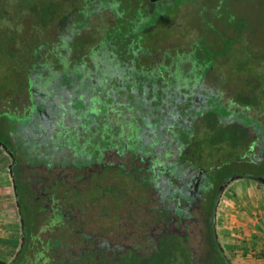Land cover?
Masks as SVG:
<instances>
[{
	"label": "rangeland",
	"instance_id": "1",
	"mask_svg": "<svg viewBox=\"0 0 264 264\" xmlns=\"http://www.w3.org/2000/svg\"><path fill=\"white\" fill-rule=\"evenodd\" d=\"M140 1L119 0L120 3L114 7L117 14L115 17L109 7L99 2V10L104 12L100 16H95L93 20L94 25L99 26L97 34L101 35V45L105 47L110 40L109 37L113 35L120 38L116 46L120 52L122 48L132 43L134 52H144L151 56L146 58L143 55L141 62L145 66L154 65V69L152 68L154 74L157 72V67L158 71H164L160 68L163 66L167 68L169 73L167 77L171 83H180L185 86L192 81L200 83L205 76L206 69L211 67L204 79V87L213 88L218 96L221 94L223 102L231 109V116L227 117L226 123H223L222 133H218L217 129L220 126L211 123L212 121L204 122L199 119L201 123L195 142L196 147L201 149L200 141L206 131L211 132L216 138H209L210 144L214 147L211 148V155H207L206 152L200 157L198 154L201 150L197 152L196 149H193V154H196L198 161H203L204 158H208L211 163L215 161L214 165L211 164L212 169H209L213 173L212 176L218 173L230 179L238 178L237 175L244 176L242 174L249 176L258 169L259 164L253 161L252 156L248 155L249 152L245 154L244 150L249 149L250 136L248 135L250 132L246 134L245 129L241 130L239 125L243 122L249 123L251 120L236 119L235 113L243 110L249 117L259 118L264 123V115L261 114V111L264 112V0H161L153 5L149 0H145L146 6L143 8ZM80 3L82 0H0V34L4 35L5 40L0 49V130L2 132L0 138L8 143L11 139L13 140L16 148H13L14 153H12L15 154L16 159L17 152L21 155L22 177L26 173L33 177L42 173L47 178L40 184L45 193L40 200L47 198L49 202L51 201L49 204L53 208L49 206L47 209L52 208L49 212L39 200L32 208L36 214L34 217L39 216L37 218L40 220L41 228L56 227L55 224L60 222L59 217L63 218L62 215L54 212L58 204L67 211L64 214L69 217L73 216L70 207L76 209L77 219L84 216L83 218L88 223L84 230L86 234L93 233L102 239L110 237L112 230L122 231V235L127 239L130 238L127 241L128 244L138 243L139 248L137 249L144 252L138 256L134 253L122 255V260L124 259L126 264H215L211 260L214 256L208 243L205 216L202 218L198 212H193L192 218L196 216L199 223L195 221L192 223L190 219L186 223L189 228L184 229L187 230L186 235L189 237L187 242L184 238L188 251H185L184 244L175 241V237L171 234L162 239L164 243L172 239L168 244L172 242L173 244L167 253L164 249L160 250L161 244L155 253H149L143 247L141 248V246H148L149 221L146 216L148 212H154L157 204L156 200L151 197L154 193L152 186L154 185L157 192L162 188L167 190L165 183L167 185V179L171 177H167L169 175L167 168L178 161L176 149L164 145L147 146V150H150V153L147 151V156L140 153L137 156H140L139 158L135 157L131 160L129 151L135 155L137 146L133 148L134 145L130 141H135L134 138L138 133V128L140 129V124L137 120L132 121L128 136L122 133L119 135V143L115 144V140H112L113 134L118 133L115 130L108 132L109 127H106V124L110 119L108 118L107 121V118H102L106 116L108 109H100L98 106V109L92 111V105L88 104V98L85 95L93 92H91V82L88 83L91 79L90 73L87 76L85 65L81 71L72 61H69L67 64L69 67L64 73L72 71L71 77L74 81L69 80L68 86L80 91L81 101L85 100L86 103L76 102L72 106L74 103L71 100V106H67L62 101V106H58L61 109L60 112H63H58L61 115L59 120L53 112L46 110L49 107V102H47L49 92L46 93L45 98L37 99L35 94L37 87L33 85L32 79L28 82L27 78L26 86L23 85L27 75L33 71L32 52L31 49L26 50L25 47L16 54L10 53V45H8L10 35L21 37L22 44L26 39L36 41L44 38L43 32L63 17L65 7L70 9ZM74 9L78 14L77 7ZM144 9L148 11L145 20L150 24L142 33L139 30L143 27L140 21L137 23V29H133L134 26L130 23L133 22L132 20H138L139 16L145 17ZM48 11L49 13L53 11L52 16L48 15ZM85 11L88 12V10ZM71 14L72 17L75 16L74 10H71ZM158 17L159 19L153 22ZM71 19L57 24L56 31H53L55 38H60L62 33L70 32L67 25L69 26ZM114 19L115 28L111 30L107 25H111ZM90 31H93V28ZM88 33L89 31L83 34V37L88 39ZM133 33H139V35L132 38ZM130 37L131 42L127 44ZM45 38L50 39L47 35ZM92 42L85 48V52L89 51L94 40ZM25 44L28 46L27 43ZM160 61H164L163 64H160ZM199 88L197 87L196 91ZM53 93L55 92L52 89ZM77 96L76 94V99H78ZM233 97L239 102L238 106L231 104ZM102 98H99L100 101ZM58 100L56 98V102ZM207 104L206 102L205 108ZM84 105L90 106V115L96 114L94 118L90 115L73 120L65 117L66 114L71 115L69 108L73 112L75 108L78 109ZM249 106L263 109L249 110ZM217 111L220 114L226 113L223 109H216L213 112L217 113ZM46 112L50 114L44 115ZM54 120L55 122L58 120V123H51ZM72 121L75 122L73 126L69 125ZM121 121L127 122L124 116L121 117ZM20 125H26L28 128L22 129ZM125 126L122 124L123 128ZM149 127L154 136H158L157 125L150 122ZM109 134L111 136H108ZM166 134L169 135V133ZM147 139L149 141V138ZM157 139L158 137L153 139V142L158 141ZM110 147H115L118 152H115L116 149L108 150L107 148ZM1 149L3 152L0 151V162L1 164L4 160L7 162L6 169L4 168L6 173L7 171L10 173L8 169L11 163V174H13L14 155L12 156L3 146ZM258 149V146H254L252 150L254 158L261 155ZM2 154H5V157ZM135 159H139V162L136 163ZM148 162L149 164L145 165ZM148 167L152 169L149 170ZM70 169L79 170L80 174L76 175V179H70ZM13 175L11 186L8 189L11 201L9 206L12 213L15 212L14 218L21 230L24 227L23 219L17 206L15 194L17 183ZM57 182L59 183L57 187L60 186L58 188L52 186L55 188L54 191L51 189L48 191L49 185ZM70 184L73 188L70 187L69 194L64 188L69 187ZM178 184L175 182L174 187L178 188ZM19 187L21 190L24 189L22 185ZM62 187V191L58 190ZM55 190H58L60 197L63 194L66 199H60L57 203L52 198ZM168 192L171 190L168 189ZM39 193L41 192H35L36 197H32L31 201L38 199ZM46 194H49V198ZM44 211H46V219L42 215ZM132 225L138 232L135 235L128 231V228L132 230L128 227ZM70 229L77 230L78 228L71 225ZM21 232L23 243V230ZM48 235L43 234L44 238ZM79 238L84 239V234H80ZM219 245L222 252L226 254L224 244ZM21 246L14 248L8 256L2 253L1 255L8 262L12 261L18 255ZM188 256L190 259L187 260Z\"/></svg>",
	"mask_w": 264,
	"mask_h": 264
},
{
	"label": "trees",
	"instance_id": "2",
	"mask_svg": "<svg viewBox=\"0 0 264 264\" xmlns=\"http://www.w3.org/2000/svg\"><path fill=\"white\" fill-rule=\"evenodd\" d=\"M99 2L101 4L104 3L105 7H109L114 17L115 15L117 16L114 7L117 3H120L119 0H82V3L77 4V6H72L70 9L65 7L63 17L59 18L58 22L56 21L43 32V35L45 37L46 35L49 36L50 39H46L45 37L36 41L26 39L22 44L21 37L13 34L10 35V43L8 44L10 45V53L16 54L19 50L26 47V50L31 49V55L33 56V71L31 74L27 75L26 80L23 82L24 84H22L26 86L27 78L28 82L32 79L34 83L33 85L37 87L35 92L37 99L45 98L46 93L49 92L50 94L47 96L49 107H47L46 110L49 109L50 112H53V115L59 120L61 115H59L58 112H63H60L61 109L58 108V106H62V101H64L67 106H71V100L74 103L72 106H74L76 102H82L83 104L86 103L85 100V102L81 101L82 97L79 95L80 91L73 90L68 86V84H70L69 80L74 81L73 77H71L72 71L68 69L69 71L65 72L66 74L64 73L67 67H69L67 65L69 61H72L73 64L76 65V68L81 71L83 69L82 67L85 65L87 76L90 73L91 79H89L88 83L91 82V92H93L89 95H85L88 98V104L92 105V111L98 109V106L100 109H108V113L106 114L107 117H101L104 119L107 118V121L108 118L110 119L108 122L106 121L108 123L106 124V127H109L107 129L108 132L115 130V132L118 133L116 135L113 134L112 140H115V144L119 143V135L122 133H125V135L128 136L132 121L137 120L140 124V129L138 128V133L134 138L135 141H130V143L134 145L133 148H135V145L137 146V152L135 155L132 154V151H129L132 158L137 157L140 153L147 156V151L150 153V150H147V148L151 146L155 147L157 145H164L165 147L176 149L178 151V156L182 153L183 156L184 152L193 149H196L197 152L201 150L198 154L200 157L206 152L207 155H211V148L214 147L210 144L209 138L216 137L213 136L211 132L206 131L203 134L202 141H200L201 149H198L195 142L198 136L199 124L201 121H212L211 123L220 126L217 129V131H219L218 133H222V130L224 129L223 123H226L225 120L227 117L231 116V109L223 102L221 94L218 96L213 88L206 89L204 87V79L207 77L211 67L206 69L204 73L205 76L200 83L192 81L185 86L180 83H171L167 77L169 76V73L166 70L167 68L165 69V67L163 68L162 66L160 68L164 69V71H158L157 67V72L154 74V71L152 72L154 65H143L141 57L144 55L146 58H150L151 56L144 52H134L132 50L133 44L130 43L131 37L127 41V44L130 43V45L122 48V57L120 49L116 48L117 44H119L118 40L120 39L117 36H110L108 44H106L105 47L102 46L100 41L101 35L97 34L99 26L94 25L93 20L95 16H100L102 12H104L99 10ZM149 2L153 5L151 0H149ZM140 5L142 8L145 7V0H141ZM75 7H77L78 14L74 9ZM71 10H74V17H72ZM85 10H88V12ZM145 11V14L143 13L145 17L139 16L138 20H132L133 22L130 23V25L134 26L133 29H135L137 23L140 21L141 24H143V27L139 29L142 33L150 24L145 20L148 13L147 9ZM52 12L49 13L48 11V15L52 16ZM69 19H71V23L69 26L67 25V27L70 32L68 34L62 33L60 38H55L53 31H56L57 24ZM158 19L159 17L156 20L154 19L153 22H156ZM107 26L109 29L113 30L115 28V19L111 25ZM92 28L93 31H90ZM87 31H89L88 39L90 41L83 37V34ZM113 33H111V35ZM136 35L138 36L139 33H133L132 38H136ZM3 37L4 35L0 34V49L3 41H5ZM93 40L94 44L91 45L89 51L85 52V48L88 44H91ZM25 43H27L28 46ZM163 62L164 61H160V64H163ZM51 77L54 78L52 79ZM199 86L201 87L199 88ZM197 87L199 89L196 91ZM52 89L53 92H55L53 94ZM76 94L78 95V99H76ZM70 96L72 98H70ZM56 98L59 99L58 102H56ZM99 98H102V101H100ZM210 100L213 101V103ZM100 102L102 103L100 104ZM206 102L208 104L205 108L204 106ZM220 102H222V104ZM231 104H237L238 106L239 102L233 97ZM89 105H84L78 109L75 108V111L73 112L71 108H69L71 115L66 114L65 117L72 118L73 120L76 118L80 119L85 115H90ZM216 109L225 110L226 113L224 114L226 115L220 114L218 111L217 113H214L213 111ZM248 109L261 110L263 108L249 106ZM50 112H46L44 115L50 114ZM235 114L236 119L244 118L246 120L248 118L249 121L251 120L249 123L243 122L242 125L240 123L239 128H241V130L245 129L244 132L246 134H249L250 132L248 135L250 136L248 144L249 149L248 151L244 150V152L246 155V152H249L248 155L252 156L253 161L259 164L258 169L254 170L249 176L242 174L244 176L237 175V177L251 178L264 183V123L259 118L249 117L243 110H239V113ZM261 114L264 115V112L261 111ZM44 115H42V117ZM95 115L96 114L93 113L90 117L94 118ZM123 116L126 118V123L121 121V117ZM199 119H201L200 122ZM58 120L56 121L57 123ZM230 121L232 122L233 120L231 119ZM56 122L55 120L51 121V123ZM150 122L151 124L153 123L157 125L158 136L156 137H158V141L153 142V139L155 140L156 137L154 136L152 129L149 127ZM74 123L75 122L72 121L69 125L73 126ZM122 124L126 126L123 128ZM252 125L256 126L252 127ZM19 127L22 129L28 128L26 125H20ZM166 133H169V135ZM1 134L2 132L0 130V135ZM108 136H111V134ZM223 136L225 138V135ZM147 138H149V141H147ZM0 144L3 145L11 155L14 153L13 148L15 149L16 147H14L15 145L12 139L11 142L8 143L0 138ZM254 146L259 147L258 151L261 155L258 156V158H254L253 156L254 152L252 150ZM107 149L112 150L116 148L110 147ZM207 149L208 151H206ZM115 152L117 153L118 149H116ZM13 155L12 156L15 160L13 174L17 183L15 194L19 213L23 219L24 238L18 255L12 262H10V264H126L124 259H118L116 256H107L106 253H102V251L99 250L82 254L78 248V245H80L79 234L76 232H67L65 226H61L59 229H55L54 227L41 228L40 220L37 218L39 216H35V218V211L25 204L29 199L27 197L28 193L26 192V189L21 190L19 187V185H22L23 188L25 187L21 184L23 172L21 167L22 163L20 162L21 155L17 152V159L15 154ZM204 161H209L207 164L210 165V167H212L211 164L214 165L215 162L211 163L208 158H204L203 162ZM178 162H180L179 159L174 165L167 168V173L169 174L167 177L175 175V170H178ZM148 168L150 170V167ZM178 173L176 172V174ZM212 174L210 173L206 179V185L207 187H210V191L205 195L207 205L204 214L208 243L210 244L209 246L211 247V252L214 256L211 260L214 261L215 264H231L216 241L215 209L222 189L232 178L224 177V174L222 173L213 175L214 177ZM173 180L175 181V179ZM22 204L26 205V208L21 209L20 205ZM43 218L46 219V216L44 215ZM44 233L49 234L47 238H44ZM82 234H85V232ZM70 246H72V248ZM68 247H70L71 250L68 251ZM187 248L186 244H184L185 251H188ZM156 249H159L158 246ZM163 249L164 245H162L160 250ZM145 251L147 250L145 249ZM216 252L219 254H215ZM189 257L190 256H188L187 260L190 259ZM0 264L6 263L0 260Z\"/></svg>",
	"mask_w": 264,
	"mask_h": 264
},
{
	"label": "flooded vegetation",
	"instance_id": "3",
	"mask_svg": "<svg viewBox=\"0 0 264 264\" xmlns=\"http://www.w3.org/2000/svg\"><path fill=\"white\" fill-rule=\"evenodd\" d=\"M193 151L194 150H187V152H184L183 156H182L183 153L180 154V156H177L178 159L180 160V162H178L177 165L178 170L177 169L175 170V175L173 174L174 176H171L169 179H167V185L165 183L167 190L165 188H162L161 191L157 192L155 191L156 188L154 187V185L152 186V192L154 191V193L151 194L152 195L151 197L154 200H156L157 204L154 212H148L146 216V219L149 221L148 223L149 231L147 233L148 246L146 245L145 247L141 246V248L143 247V249H146L149 253L150 252L155 253L157 246L159 248L160 244L161 247L163 244L165 245L164 250L167 253L168 250L171 249V246L173 244V242L172 244H168L171 242L172 239L167 243L162 242V239H164V237H166V235L168 234L173 235L175 237L174 240L179 241L180 244L181 243L182 245L185 244L189 240V237L186 235L187 230H184L189 228V225L186 224L187 221L192 219L191 221L192 223L194 221L195 223H199V220L196 219V216L195 218H192L193 212L200 213L202 215V218L203 216H205L204 214L207 205L206 204L207 202L205 200V195L210 191V187H207L206 185L207 184L206 179L211 173L209 169L212 168H210V165L207 164L209 163V161L208 162L207 161L203 162L201 160L198 161L197 158L195 157L196 154H193ZM183 158H185L186 160H182ZM135 162L138 163L139 159H135ZM149 162L145 165H148ZM206 166L209 167L206 168ZM127 169L129 170V168ZM70 170H71L70 179L73 178L76 179L77 177L76 175L80 174L79 170L77 169H70ZM176 172L178 174H176ZM35 177H33L32 175L28 176L26 173L21 178V182H22L21 184L25 186L24 189H26V192L28 193L27 197L29 198L25 204L30 206L31 208H33L34 205L37 204V202L40 200V197L42 195L45 196V193H43L40 184L45 182L47 178L42 173ZM173 179H175V181ZM175 182L179 183L178 188L174 187ZM58 184H59L58 182L55 183L54 185H52L51 183L49 185L48 191L49 189H51V191H54L53 189L58 188L60 186L59 185L57 187ZM52 186L55 188H53ZM63 187L58 190L62 191ZM70 187L73 188L71 184L69 185V187L64 188V190L69 194L71 191ZM168 189H170L171 192H168ZM58 190H55L56 192L52 196V198L55 199L57 203H59L60 199L63 200L66 199L63 194H61V197L60 195H58L57 193ZM35 192H41V193H39L38 199L33 198L34 200L31 201L32 197H36L34 196ZM46 195L47 197L49 196V194ZM40 201L44 208L47 209L49 206L53 208V206L49 204L51 203V201L49 202L47 198ZM26 205L22 204L20 205V208L24 209L26 208ZM51 209L50 210L47 209V210H49L50 212ZM69 209L72 210L73 216L71 215L69 217L68 215L64 214V212L67 211L62 209L60 205L56 204L54 212H57V215H62L63 218L59 217L60 222L56 223L55 224L56 227L54 228L59 229L61 226H65V230H67V232H72V233L76 232L79 235L84 233V230L86 229V224H88L86 219L83 218L84 216L80 219H77V216H75L76 209L74 208L72 209L71 207ZM42 214L45 215L46 211H44ZM77 222L79 224H76ZM71 225H73L75 228L78 229L71 230L70 229ZM128 227L132 228V230L128 228V231L131 234L135 235L138 233L133 225ZM110 235H111L110 237H105L100 239V237L95 236V234L93 233L92 234L85 233L84 239L79 238V244H80L78 245L79 251H81V253L84 254L85 252L90 253L92 251L95 252L99 250L102 251V253H106L107 256H111V257L116 256L118 259L122 258V255H127L129 253L131 254L134 253L137 256L144 254L143 251H139L137 249L139 248L138 243H130V244L127 243V241L130 240V238L127 239L124 235H122V231L116 232L115 230H112ZM184 238H186V242L184 241ZM70 247L72 248V246ZM70 247L67 248L68 251L71 250Z\"/></svg>",
	"mask_w": 264,
	"mask_h": 264
},
{
	"label": "crops",
	"instance_id": "4",
	"mask_svg": "<svg viewBox=\"0 0 264 264\" xmlns=\"http://www.w3.org/2000/svg\"><path fill=\"white\" fill-rule=\"evenodd\" d=\"M2 155L5 157V154ZM2 164L0 165L3 168H0V260L10 264L17 255L8 262L1 253L8 256L14 248L21 246L23 229L20 230L14 218L15 212L12 213L9 206L11 201L8 189L12 181V165L10 163L8 169L10 173L8 171L6 173L7 162L4 160ZM215 230L216 241L218 245L224 244L226 250L224 255L228 256L227 259L231 264H264V183L251 178H232L222 189L216 205Z\"/></svg>",
	"mask_w": 264,
	"mask_h": 264
},
{
	"label": "water",
	"instance_id": "5",
	"mask_svg": "<svg viewBox=\"0 0 264 264\" xmlns=\"http://www.w3.org/2000/svg\"><path fill=\"white\" fill-rule=\"evenodd\" d=\"M153 3H155V2H158V1H161V0H151Z\"/></svg>",
	"mask_w": 264,
	"mask_h": 264
}]
</instances>
